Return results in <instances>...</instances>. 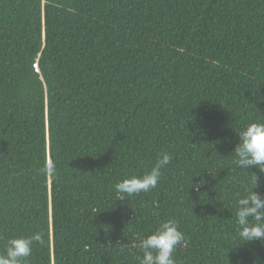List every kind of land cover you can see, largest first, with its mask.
<instances>
[{
  "label": "trees",
  "instance_id": "1",
  "mask_svg": "<svg viewBox=\"0 0 264 264\" xmlns=\"http://www.w3.org/2000/svg\"><path fill=\"white\" fill-rule=\"evenodd\" d=\"M253 120L264 0H0V253L40 231L26 264H139L171 218L177 264H264L231 211L252 175L231 163L235 129ZM163 151L157 187L116 200Z\"/></svg>",
  "mask_w": 264,
  "mask_h": 264
},
{
  "label": "clouds",
  "instance_id": "2",
  "mask_svg": "<svg viewBox=\"0 0 264 264\" xmlns=\"http://www.w3.org/2000/svg\"><path fill=\"white\" fill-rule=\"evenodd\" d=\"M235 131L239 139L231 153V163L234 168L252 174L247 181L237 182V196L231 209L238 226L236 241L239 245L253 241L264 243V196L254 190L258 185V175L252 171L255 168L264 173V120H253ZM172 159L171 153L163 151L157 155L150 169L142 174L125 175L114 186L116 200H129L155 189ZM35 242H43L42 232L9 238L0 253V264H26ZM184 242L185 234L177 221L165 219L153 231L139 238L137 247L142 253L138 258L139 264H177L174 254Z\"/></svg>",
  "mask_w": 264,
  "mask_h": 264
}]
</instances>
